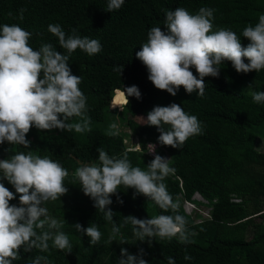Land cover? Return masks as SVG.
<instances>
[{
	"label": "trees",
	"instance_id": "obj_1",
	"mask_svg": "<svg viewBox=\"0 0 264 264\" xmlns=\"http://www.w3.org/2000/svg\"><path fill=\"white\" fill-rule=\"evenodd\" d=\"M106 5L107 0H0V26L17 24L31 32L29 43L34 50L42 43H52L57 51L66 54L57 38L48 32L49 24H60L66 34L76 29L79 35L97 39L102 45V51L91 57L77 49L68 61L72 74L82 78L79 88L87 97L92 131L79 134L59 129L38 130L33 126L26 134L31 142L29 148L3 144L0 160L10 158L17 151L47 155L68 170L65 186L72 192L80 190L78 183H72V173L78 166L95 163L97 148L116 156L127 152L132 165L144 169L151 161L143 153L145 143L151 141L164 150L159 151V155L168 154L170 166L176 169V173L165 180L173 200L176 202L181 197L188 202L196 193L211 205L210 218L195 223L179 207V214L186 217L193 233L190 244L158 237L150 243L148 238L144 242L135 241L131 225L122 227L116 240L108 244L112 224L103 219L91 199L85 204L64 208L49 202L45 205L49 206V214L57 220H65L61 230L73 244L71 253L51 248L50 241L48 253L35 249L25 253L21 249V259L13 264H31L37 255L48 256L51 264H117L121 248L134 255L142 248L148 264H167L169 256L175 264H264V146L260 152L252 149L255 137L264 140V105L255 104L250 95L251 91L262 92L264 70L237 73L231 62L225 61L219 78H204V97L195 92L187 94L183 87L172 96L153 86L147 79L146 67L135 57L147 42L150 28L164 30L162 9L182 7L196 14L201 7L213 8V31L226 28L239 36L246 26L258 23L259 15L264 14V0H125L121 9L111 13L105 10ZM21 8L26 9L22 21L17 18ZM240 39L242 46L248 44L246 38L241 36ZM116 65L124 66L121 77L113 71ZM191 70L196 75L195 69ZM132 85L140 90L141 99L129 97V104L124 107L117 89ZM249 85H252L251 91ZM110 98L118 112L109 108ZM171 103L195 115L203 127V134L190 137L182 149L160 145L159 132L145 121L138 124L127 120L125 123L130 134L137 138L138 152L125 151L120 135L110 137L106 134L115 113L119 121L129 114L146 118L154 106ZM77 120L73 118L69 122ZM0 183L14 193L15 198L9 204L19 206V194L14 187L7 180H0ZM133 193V189L121 186L118 195L123 204L116 202V196L111 197L113 203L109 207L116 213L113 220L117 225L128 215L147 219L172 214L171 211L163 212L142 195L133 198ZM231 197L238 200L236 204L243 211L220 220L215 213L218 210L228 212L233 205ZM76 223L85 228L96 224L102 233L101 241L90 245V238L72 226ZM243 230L249 235L248 240L240 238ZM122 239L126 243L121 244ZM185 255L192 259L185 260Z\"/></svg>",
	"mask_w": 264,
	"mask_h": 264
},
{
	"label": "clouds",
	"instance_id": "obj_2",
	"mask_svg": "<svg viewBox=\"0 0 264 264\" xmlns=\"http://www.w3.org/2000/svg\"><path fill=\"white\" fill-rule=\"evenodd\" d=\"M124 2L107 0L105 10L110 13L119 10ZM25 11V8L19 9V20L24 19ZM162 11L165 13L164 30L161 27L150 28L147 42L135 53L136 59L147 69V79L156 89L175 96L183 87L187 94L195 92L202 98L206 88L204 78H219L225 61L231 62L237 73L264 70V14L259 15L258 23L254 26L249 24L238 36L226 28L213 31V8L201 7L196 14L182 7ZM47 30L57 38L66 54L57 51L52 43H42L38 50H34L29 43L31 32L17 24L0 26V146L7 142L29 148L31 142L26 139V134L33 126L38 130L59 129L79 134L92 131L87 97L79 88L82 78L72 74L68 61L77 49L91 57L102 51V45L97 39L79 35L76 29L66 34L60 24H49ZM241 36L248 40L246 46H242ZM123 69V65L113 67L119 77ZM191 69H195L196 75ZM117 92L124 107L129 104V97L141 99V92L135 85L117 89ZM250 95L255 104L264 105V92L251 91ZM109 108L118 112L112 106L111 98ZM127 116L122 120L125 123ZM136 116L157 129L160 145L173 149H182L190 137L203 134L198 118L186 113L176 103L154 106L146 118L134 114ZM73 118H78L77 122H69ZM106 134L118 136L117 124L111 123ZM156 145H148L147 152L153 159L143 152L146 158L151 159L144 169L133 166L127 152L120 156L109 155L99 147L95 163L78 166L72 173V183L79 184L84 195L103 214V219L112 224L106 241L108 244L116 240L126 225L132 226L135 241L144 242L148 238L150 243L158 237L167 241L175 238L180 244L193 242L188 220L179 214L180 205L173 200L165 183L176 169L170 166V158L158 154L164 150L157 145L156 151ZM0 173V180H7L19 194V206L10 205L9 201L15 198L14 193L0 183V264H13V261L20 260L21 249L25 253L34 249L48 253L50 241L51 248L71 253L73 244L61 230L65 220L53 218L45 207L49 202L60 201L68 192L65 186L68 170L47 155L42 157L33 151H17L10 158L0 160ZM121 186L133 189V198L142 195L163 212L171 211L172 214L147 219L128 215L117 225L113 220L116 213L109 206L113 203L112 196H116L117 203L123 204L118 195ZM72 226L90 238V245L95 246L101 241L102 233L96 224L86 228L79 223ZM124 243L122 239L121 244ZM144 255L142 248L135 255L121 248L117 264H148ZM166 259L167 264H175L172 257ZM184 259L192 258L185 255ZM31 264L51 262L48 256L37 255Z\"/></svg>",
	"mask_w": 264,
	"mask_h": 264
},
{
	"label": "rangeland",
	"instance_id": "obj_3",
	"mask_svg": "<svg viewBox=\"0 0 264 264\" xmlns=\"http://www.w3.org/2000/svg\"><path fill=\"white\" fill-rule=\"evenodd\" d=\"M251 89L252 88H250V91H251ZM262 92H264V86L262 88ZM116 118H117V116L115 113V116L113 118L112 123H116L118 128H119V135L121 136V138H123L122 144L124 147L127 148L125 151L138 150V143H137L136 137L134 135L130 134V131L127 129L125 122L119 121ZM129 119L135 121L138 124H140L144 121L140 116L134 117V115H131V114H129L127 116V120H129ZM4 144H8V143L5 142ZM263 146H264V140L262 138L255 137L253 139V141H252V149L253 150L260 152L262 150ZM163 157L169 158L168 154H165V153H164ZM89 200H90V198L88 196H85L84 193L82 192L81 188H80V190H76V191L66 193L65 195H63L60 198V201L57 200V201L52 202V203L57 205L59 208H64V207H69L71 205L85 204ZM237 201L238 200L236 198L231 197L230 202L233 205L230 206L229 211L225 212V211L218 210V211H216L215 216L218 217L220 220H223L229 216H237V215L241 214L243 209L240 205L236 204ZM176 202L179 203L180 208L195 223H197L199 220L210 218V212H211L210 206L211 205L210 206L207 205V202L205 200H203L201 197H199L198 195L193 194L191 196V199L188 202H184L183 199L181 197H179ZM45 207H47L48 211H50L49 206H45ZM240 238L243 240H248L249 235L247 234V232L245 230H243L240 232Z\"/></svg>",
	"mask_w": 264,
	"mask_h": 264
},
{
	"label": "built area",
	"instance_id": "obj_4",
	"mask_svg": "<svg viewBox=\"0 0 264 264\" xmlns=\"http://www.w3.org/2000/svg\"><path fill=\"white\" fill-rule=\"evenodd\" d=\"M149 144H154V145H156L155 143L147 142V143L145 144V151H144V152H145V155H146L147 157L153 159V156L147 152V151H148V145H149ZM157 149H158V146L156 145V151H157Z\"/></svg>",
	"mask_w": 264,
	"mask_h": 264
},
{
	"label": "bare ground",
	"instance_id": "obj_5",
	"mask_svg": "<svg viewBox=\"0 0 264 264\" xmlns=\"http://www.w3.org/2000/svg\"><path fill=\"white\" fill-rule=\"evenodd\" d=\"M197 195V194H196Z\"/></svg>",
	"mask_w": 264,
	"mask_h": 264
}]
</instances>
